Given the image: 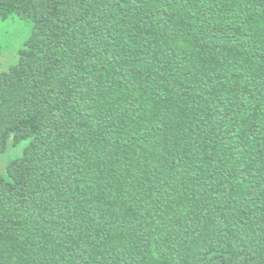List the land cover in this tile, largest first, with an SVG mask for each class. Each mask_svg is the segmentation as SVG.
Wrapping results in <instances>:
<instances>
[{
	"label": "trees",
	"instance_id": "trees-1",
	"mask_svg": "<svg viewBox=\"0 0 264 264\" xmlns=\"http://www.w3.org/2000/svg\"><path fill=\"white\" fill-rule=\"evenodd\" d=\"M0 264H264V0H0Z\"/></svg>",
	"mask_w": 264,
	"mask_h": 264
},
{
	"label": "rangeland",
	"instance_id": "rangeland-1",
	"mask_svg": "<svg viewBox=\"0 0 264 264\" xmlns=\"http://www.w3.org/2000/svg\"><path fill=\"white\" fill-rule=\"evenodd\" d=\"M32 24L24 22L19 18H10L0 24V65L10 63L9 56L13 55V48L30 37ZM17 153L8 152L0 154V173H4L8 165L13 161L14 156L22 154V149L16 150Z\"/></svg>",
	"mask_w": 264,
	"mask_h": 264
}]
</instances>
